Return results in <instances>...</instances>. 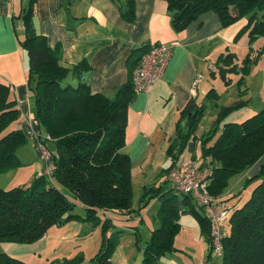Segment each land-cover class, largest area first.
<instances>
[{"label": "trees", "instance_id": "trees-1", "mask_svg": "<svg viewBox=\"0 0 264 264\" xmlns=\"http://www.w3.org/2000/svg\"><path fill=\"white\" fill-rule=\"evenodd\" d=\"M127 22L134 20V0H110ZM171 14V26L182 32L199 15L213 12L222 27L248 18L249 42L264 38V0H163ZM36 0H23L19 18L23 28L20 47L27 56V88L34 103V118L43 132L36 142L47 150L53 163L49 177L41 174L28 186L0 188V244H32L52 227L71 221L89 222L100 226V244L89 264H111V255L123 230L111 231L114 217L141 214L152 200L158 202L155 214L159 227L150 232L142 251L140 264H158L159 257L176 251L174 241L180 231L179 218L192 216L199 225L201 236L208 245V259L213 255L211 224L203 207L191 196L178 193L174 187L162 185L143 188L139 208H132L131 161L122 149L125 145L127 110L136 91L131 76L150 44L131 50L128 57L129 78L112 97L90 91L92 71L82 60L67 68L60 62V49L48 46L33 24ZM252 50L240 67L233 53L221 54L216 72L224 86L238 75V97L231 106H219L220 95L210 88L204 101L218 110L212 130L197 137L195 132L205 112V104L187 101L176 123V136L170 142L166 156L169 165L161 171L180 169L186 162H196L195 150L200 151V167H210L212 176L200 190L213 201L224 203L225 189L234 175L244 174L264 156V107L241 123L221 122L233 112L246 107L249 99L245 76L250 65L257 62ZM76 84L61 82L69 75ZM19 110L16 100L5 83L0 82V174L19 166L18 150L28 142L16 127ZM183 122V125H182ZM190 158L180 161L184 153ZM256 182L240 206L228 210L229 231L220 241L221 264H264V163L258 173L246 179V185ZM241 193H238V197ZM80 205L83 215L74 212ZM137 234V233H133ZM80 254L64 264H82ZM0 264H25L0 252Z\"/></svg>", "mask_w": 264, "mask_h": 264}, {"label": "crops", "instance_id": "crops-1", "mask_svg": "<svg viewBox=\"0 0 264 264\" xmlns=\"http://www.w3.org/2000/svg\"><path fill=\"white\" fill-rule=\"evenodd\" d=\"M22 5L23 0H0V82L9 86L16 100L19 119L15 126L28 139L17 155L21 165H29L21 160V156L35 154L38 163L41 147L33 137L42 135V131L34 118L33 98L27 88V56L19 44L23 38L19 18ZM33 24L50 48L59 47L63 66L71 68L79 61H86L92 71L90 91L107 97H112L128 81L127 61L133 48L142 44H161L170 48L171 55L160 79L146 92H136L127 110L122 151L131 161L132 177L135 171L142 174V189L149 185H162L166 190V177L161 176V171L169 163L166 150L176 136L180 112L188 100L193 99L197 103L199 96L202 93L205 96L210 89L206 91L212 78L211 71L216 72L218 57L233 53L238 65L249 48L255 56L259 51L262 53L261 48L264 47V38L249 42L247 17L222 27L215 13L205 12L182 32H175L171 26V14L163 0H134L132 22L123 20L117 6L110 0H36ZM196 79L198 83L192 96L190 91ZM254 112L246 105L234 112L235 115L229 117L227 122L241 123L253 116ZM259 162L244 173L246 177L258 172ZM43 168L44 165L37 168L36 177L42 174ZM144 171L152 175L157 171L160 173L157 180L153 179L148 184ZM157 209L158 202L152 200L143 213L114 217L112 225L124 233L138 234L140 225L151 232L159 227L155 218ZM147 210H153L151 217ZM178 222L180 229L182 225H187L196 233L197 240L200 239L199 225L192 216L182 215ZM84 229L82 222L71 221L50 228L44 237L32 244L1 243L0 249L8 256L22 257L21 261H29L36 256L44 260L50 257L65 259L62 248L66 244H76L83 236ZM137 234L133 235L137 237ZM137 247L141 249V245L137 244ZM162 261L164 264H176L164 256Z\"/></svg>", "mask_w": 264, "mask_h": 264}, {"label": "rangeland", "instance_id": "rangeland-1", "mask_svg": "<svg viewBox=\"0 0 264 264\" xmlns=\"http://www.w3.org/2000/svg\"><path fill=\"white\" fill-rule=\"evenodd\" d=\"M262 46V45H261ZM262 53L261 57L257 62L252 63L249 68L248 74L245 76V83L247 87V95L245 98H248V109L255 110L254 114L259 112L264 107V47L261 48ZM254 53H251V56ZM241 60L238 61V66L241 65ZM233 81L228 86H224L223 83L218 78V74L215 75V79L209 80L210 85L207 87L206 91L212 86L216 88V91L221 96L218 105L219 106H231L233 103L238 100V91L239 88L237 86V80L239 78L238 75H231ZM68 83H73L71 74H69L62 82L61 85L65 86ZM205 91V92H206ZM198 104H205V112L203 117L199 122V126L195 132L196 135L202 136L209 133L212 130L214 122L217 118L218 110L215 106H212V103L204 101V93L199 96ZM238 111V110H237ZM236 112V111H235ZM234 113V112H233ZM231 114L234 116L235 114ZM227 117L226 120L220 123L218 128V133L221 131V126L224 122L229 120ZM42 135L44 136L43 132ZM41 156V152H40ZM200 151L197 147L195 150V158L196 162L193 164L200 163ZM37 156L28 155L26 157L21 156V160L27 162L29 165H21L16 168L14 171L0 174V188L4 190H8L13 187L18 186H28L37 176V168H42L44 165L42 156L39 159L38 163L35 160ZM190 154L187 152L184 153L180 161L184 159H189ZM259 163H264V156L259 160ZM167 164V163H166ZM190 164L186 162L187 165ZM37 165V166H36ZM169 165H164L162 168H166ZM147 175L148 184H151L152 180H157V176L160 171L155 172V175H152L149 171H144ZM258 172L250 177H246L245 174H238L231 177L228 182V186L225 189V206L227 208H231L233 205L240 206L243 201L247 199L251 190L255 186L256 182L251 183L250 185H246V179L255 176ZM161 179V178H160ZM159 179V180H160ZM143 180V176L138 171L134 172L132 177V208L137 210L139 208V200L142 195L143 189L141 182ZM163 183V182H162ZM152 186V185H149ZM165 189H169L172 187L170 182L164 184ZM238 193H241L238 197L236 196ZM81 206L78 204L74 209V212L77 214L83 215V211L80 208ZM148 211V210H147ZM144 211H141L143 213ZM149 217L153 215V210L148 211ZM85 225L84 234L79 239L76 244H66L62 251H65V259L56 260L53 257L48 258V260H44L42 257H33L30 258L29 261H23L26 264H64L66 260H71L77 254H80L83 258L82 264H89V260L96 254L100 244V226H93L89 222H82ZM117 229L112 227L111 231H116ZM229 231L228 217H226L225 221L222 225V233L225 234ZM150 232L144 226L140 225L138 227V234H131L130 232L124 233L117 242V245L111 255V264H140L142 260V251L145 248L146 241L149 239ZM137 244L141 245V249L139 250ZM75 245V248H72ZM174 247L176 251L171 253H166L163 256L166 259L172 260L176 264H221V257L215 256L214 254L210 259H208L207 253V243L205 239L201 236L199 240H197L196 233L187 225H182L179 233L177 234ZM1 252V249H0ZM21 260L22 257H14ZM23 259V258H22ZM41 261V262H40ZM158 264H164L162 261V256L158 259Z\"/></svg>", "mask_w": 264, "mask_h": 264}, {"label": "built area", "instance_id": "built-area-1", "mask_svg": "<svg viewBox=\"0 0 264 264\" xmlns=\"http://www.w3.org/2000/svg\"><path fill=\"white\" fill-rule=\"evenodd\" d=\"M170 48L161 44H152L149 50L142 55L137 67L132 73L131 82L136 92H146L151 85L160 79L164 68L170 58ZM198 83L196 79L192 84L191 95H195V87ZM35 135L33 138L36 140ZM41 147V146H40ZM41 156L44 163L42 174L49 177L54 169L51 156L47 150L41 147ZM212 176V169L199 164H187L180 169H171L166 175V181L180 193L191 195L197 203L203 207L204 213L210 220L213 254L219 256L220 241L222 237V225L228 216V210L219 202L203 192L200 188L202 184Z\"/></svg>", "mask_w": 264, "mask_h": 264}]
</instances>
